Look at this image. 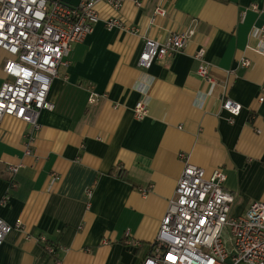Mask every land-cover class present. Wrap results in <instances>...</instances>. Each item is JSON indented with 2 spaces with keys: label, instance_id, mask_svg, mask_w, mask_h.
Returning <instances> with one entry per match:
<instances>
[{
  "label": "crops",
  "instance_id": "0c3cea01",
  "mask_svg": "<svg viewBox=\"0 0 264 264\" xmlns=\"http://www.w3.org/2000/svg\"><path fill=\"white\" fill-rule=\"evenodd\" d=\"M156 5L164 18L152 19ZM96 10L92 32L51 81L54 109L40 114L39 129L30 136L20 121L0 122V219L22 223L6 236L0 264H142L174 197L181 153L207 174L224 171L232 215L264 203V44L254 31L264 0H143L141 9L126 2ZM109 20L121 27L109 29ZM192 28L182 53L138 67L145 38ZM200 48L211 83L196 73ZM7 57L0 50V86ZM225 97L242 107L232 124ZM141 100L148 113L136 120ZM148 186L143 197L138 189Z\"/></svg>",
  "mask_w": 264,
  "mask_h": 264
},
{
  "label": "built area",
  "instance_id": "2783aa9c",
  "mask_svg": "<svg viewBox=\"0 0 264 264\" xmlns=\"http://www.w3.org/2000/svg\"><path fill=\"white\" fill-rule=\"evenodd\" d=\"M142 1L80 0L76 6L68 7L59 0H0V50L8 56L2 68L0 122L14 119L29 127L30 136L35 133L40 114L54 109L48 92L58 68L68 65L72 45L82 43L98 21L96 6L105 3L120 11L124 3L131 2L141 9ZM249 9L258 11L255 4ZM166 14L165 8L156 5L152 19ZM106 25L109 29L121 27L117 20H109ZM254 31L264 44V21ZM193 35L192 28L172 33L163 41L145 38L138 67L149 69L154 61L182 53ZM205 56L204 48L194 53L193 58L200 64L196 73L211 83ZM248 65V61L241 63L242 67ZM263 100L264 87L258 101ZM221 108L229 114L230 124L242 110L241 105L226 97ZM147 113L146 101H138L134 118L142 120ZM178 157L184 167L174 197L168 201L152 249L142 264H264V203L254 202L245 213L232 215L234 197L224 187V171L215 169L207 174L190 164L184 153ZM17 170L18 167L9 168L12 174ZM150 190L148 186L138 192L144 197ZM20 229V220L9 225L0 219V248L8 234ZM225 229L229 232L227 241L223 239ZM47 251L53 254L51 247Z\"/></svg>",
  "mask_w": 264,
  "mask_h": 264
},
{
  "label": "rangeland",
  "instance_id": "374dc122",
  "mask_svg": "<svg viewBox=\"0 0 264 264\" xmlns=\"http://www.w3.org/2000/svg\"><path fill=\"white\" fill-rule=\"evenodd\" d=\"M228 238H229V232L227 229H225L223 232V239H224V241H227Z\"/></svg>",
  "mask_w": 264,
  "mask_h": 264
},
{
  "label": "trees",
  "instance_id": "16d2710c",
  "mask_svg": "<svg viewBox=\"0 0 264 264\" xmlns=\"http://www.w3.org/2000/svg\"><path fill=\"white\" fill-rule=\"evenodd\" d=\"M119 177H121V175L119 174Z\"/></svg>",
  "mask_w": 264,
  "mask_h": 264
}]
</instances>
